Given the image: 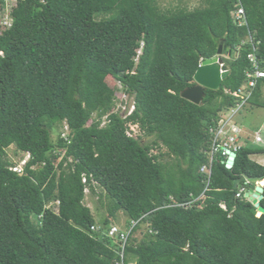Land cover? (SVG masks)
I'll return each mask as SVG.
<instances>
[{
	"label": "trees",
	"instance_id": "1",
	"mask_svg": "<svg viewBox=\"0 0 264 264\" xmlns=\"http://www.w3.org/2000/svg\"><path fill=\"white\" fill-rule=\"evenodd\" d=\"M12 18L0 29V264H117L121 244L91 231L94 185L107 194L100 227L121 212V229L136 223L126 263L264 264V214L236 197L264 180L251 159L264 149L247 147L241 128L233 169L211 160V131L242 105L236 94L254 73L248 55L264 69V0H205L193 11L157 0H19ZM222 44L230 76L201 105L183 99ZM110 77L133 99L125 117ZM253 80L238 127L246 109H264V78ZM11 147L29 157L22 175Z\"/></svg>",
	"mask_w": 264,
	"mask_h": 264
},
{
	"label": "rangeland",
	"instance_id": "2",
	"mask_svg": "<svg viewBox=\"0 0 264 264\" xmlns=\"http://www.w3.org/2000/svg\"><path fill=\"white\" fill-rule=\"evenodd\" d=\"M9 4H11L14 7L17 4L15 1L12 4L11 1H8ZM158 5L162 10H176L178 8L180 9H187L189 11H193L198 8H202L205 5V0H157ZM3 4V6L7 5L5 2L0 3V6ZM9 10V9H8ZM225 59H227L226 56H223ZM108 85L116 92V107H115V113L120 114L121 116L125 117L126 114H129L133 110V99L129 98L127 95L124 94L122 91L121 85L114 80L113 78H108L107 80ZM240 120L242 122V125L245 127L246 131L248 132V136L246 137L245 145L247 147L252 149H264V143L257 144L256 143V132H260V135L264 139V109L255 108V109H246L241 115ZM106 122V118L104 119V124ZM103 124V125H104ZM60 133L66 135L67 130L64 127L63 129H60ZM131 135L134 138H141L143 144H149L152 142V138H146L143 136L139 129L137 127H134L130 130ZM58 138L57 132L55 131L53 133V139L56 141ZM162 153H167V150L165 148L161 149ZM156 154V152L154 153ZM28 155L24 153H19L16 151L15 147H11L8 150V159L12 161L13 163L23 166V164L28 160ZM251 159L256 163H264V153L263 154H256L251 156ZM264 183V182H263ZM95 186V192H92L90 190L86 191V199H85V205H87L91 210L93 217L98 225H103L104 221L108 218L107 214V194L97 185ZM258 216L261 214L258 213ZM127 217L123 212L119 213L117 218L111 221V224H114L120 228H124V225L126 224ZM143 234L142 232H139L136 234V238L140 240L142 238Z\"/></svg>",
	"mask_w": 264,
	"mask_h": 264
},
{
	"label": "built area",
	"instance_id": "3",
	"mask_svg": "<svg viewBox=\"0 0 264 264\" xmlns=\"http://www.w3.org/2000/svg\"><path fill=\"white\" fill-rule=\"evenodd\" d=\"M8 1H11L12 4L14 3L13 1H15L16 3L14 4H17L19 0H0V3L5 2L7 4L5 6H3V4L0 6V29H7L12 26L13 6L9 4ZM234 20L239 26L246 25L245 12L242 7L235 12ZM248 59L250 60L252 67L254 68V73L247 74V77L250 79L249 84L243 87L239 91V93L236 94V96H241L242 99L244 100L242 105L238 109L232 110V112L228 116H226L223 121L220 122L219 128L217 130L211 131L215 133L214 134L215 140L211 151L212 162L215 157H219V156L221 159L228 161L229 152H234L237 154V152L243 146L242 144L243 130L234 123V117H236L239 110H241V108L246 104L247 99L251 95V91H248V88L249 87L254 88L256 86V81H254L253 79L257 80L260 78H264V69L260 67L256 55L250 54L248 55ZM255 141L257 144L264 143V139L259 134H256ZM26 162L23 164V166H16L12 170L22 175L23 167L25 166ZM202 171L209 176L210 174H212V171L207 167H204ZM247 192L249 191L246 190L245 188H241L239 193L236 195L237 199H240L243 196L245 198V193ZM247 200L249 201V199ZM190 205L191 203L179 205V206L187 208ZM135 226H136L135 222H133L132 226L127 230L121 229L117 226H113L109 230L104 229L100 226H92L91 231L96 233L100 232L102 235L121 244L120 249L118 251L119 260L117 264H135L134 262L126 263V258H125V247L128 242L129 236L132 233Z\"/></svg>",
	"mask_w": 264,
	"mask_h": 264
},
{
	"label": "water",
	"instance_id": "4",
	"mask_svg": "<svg viewBox=\"0 0 264 264\" xmlns=\"http://www.w3.org/2000/svg\"><path fill=\"white\" fill-rule=\"evenodd\" d=\"M224 52L223 44L219 47L217 56L210 60H204L201 62L195 76V86L185 90L181 97L195 105H201L207 90L217 91L222 86L223 82L230 76L228 67L224 64L222 57ZM237 154L229 152V159L226 167L228 170H232L236 162ZM243 181H251V178L244 176L240 181L236 182L234 189L240 188L239 185ZM264 181V180H263ZM259 182V185L255 190H250L245 193V198L253 204L261 215L264 214V208L261 207V202L264 198V183ZM260 215V216H261ZM259 216V217H260Z\"/></svg>",
	"mask_w": 264,
	"mask_h": 264
},
{
	"label": "crops",
	"instance_id": "5",
	"mask_svg": "<svg viewBox=\"0 0 264 264\" xmlns=\"http://www.w3.org/2000/svg\"><path fill=\"white\" fill-rule=\"evenodd\" d=\"M240 123H241V126H239V127L242 128L245 131V133L247 134L248 132L246 131L245 127L242 125V122H240ZM256 134L260 135V132L258 131V132H256ZM258 164H260V163H258ZM260 165H264V163H262Z\"/></svg>",
	"mask_w": 264,
	"mask_h": 264
}]
</instances>
